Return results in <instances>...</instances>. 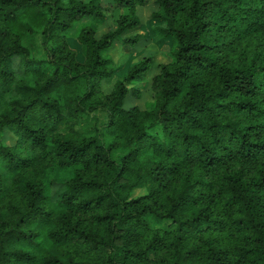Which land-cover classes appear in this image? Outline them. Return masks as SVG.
<instances>
[{"label": "trees", "instance_id": "obj_1", "mask_svg": "<svg viewBox=\"0 0 264 264\" xmlns=\"http://www.w3.org/2000/svg\"><path fill=\"white\" fill-rule=\"evenodd\" d=\"M111 1L0 0V264H264V0H155L145 109L109 50L148 0Z\"/></svg>", "mask_w": 264, "mask_h": 264}, {"label": "rangeland", "instance_id": "obj_2", "mask_svg": "<svg viewBox=\"0 0 264 264\" xmlns=\"http://www.w3.org/2000/svg\"><path fill=\"white\" fill-rule=\"evenodd\" d=\"M105 5V11L108 15V19L101 25H99V33L100 36L103 32L114 29L116 27V21L119 18L120 14L124 12L123 8H120L116 4H114L111 0H103ZM158 9V5L155 3V0H148V2L137 8V13L142 20V26L127 32L122 37H126L128 35H135L140 33H145L151 37V41H141L137 47L125 46L122 42L117 41L113 44L111 49L109 50V54L113 57L114 61L118 65H125L126 62L131 61L134 58L133 62L138 61L141 57L150 56L153 60V67L151 71L148 73V78L142 82H139L137 85L141 91L140 97H135L133 95H129L126 97L125 107L130 108L134 105H138L141 108L145 109L148 107V103L154 100V93L152 91V77L159 72V64L167 63L171 61V48L169 44L157 43L155 41L156 37L153 36L156 24L151 22V15L154 11ZM32 40V39H31ZM29 39L28 45L33 50V54L35 55H43V49L39 45L40 43H32ZM116 81V77L110 80H106L103 82V90L108 93L112 89L113 84ZM16 141V137L11 132H6V142L9 144H14ZM67 178L66 175H61L55 170H50L47 177V182L50 180H65ZM146 192L145 189H137L135 191V195H141Z\"/></svg>", "mask_w": 264, "mask_h": 264}]
</instances>
